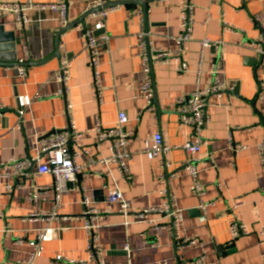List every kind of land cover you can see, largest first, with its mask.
I'll return each instance as SVG.
<instances>
[{"label":"crops","instance_id":"obj_1","mask_svg":"<svg viewBox=\"0 0 264 264\" xmlns=\"http://www.w3.org/2000/svg\"><path fill=\"white\" fill-rule=\"evenodd\" d=\"M34 1L38 5H66L69 23L80 20L93 2ZM191 3L193 39L181 51L188 71L180 73L175 65L151 61L152 112L146 110L140 94L144 74L137 57V34L140 30L147 33L150 50L178 49V0L122 4L108 15L105 29L94 32L95 36H109L99 49L101 101L92 86L93 72L78 28H91L89 17L68 27L57 41L64 28L59 11L34 8L27 11L25 20H17L12 13H0V104L5 107L0 112V164L37 157L39 139L60 131L70 136L71 123L83 134L80 141L69 143L78 154L81 173L75 183L69 184L57 207L55 178L39 174L38 162H33L24 174L15 175L7 168L8 175L0 177V264H60L54 262L57 255L96 264L90 261L83 228L84 195L93 209L105 211L98 223L106 264H180L203 253L205 264H264V237L260 235L264 230V165L258 150L264 142V98L259 97L264 54L253 47L262 35L254 18L258 15L264 19V0ZM138 11H142V20L136 15ZM224 21L235 30H224ZM206 38L224 42L222 60L213 48L202 50L201 42ZM62 55L72 63L66 96L57 95L61 83L56 75ZM21 60L28 70L24 78L17 70ZM217 63V77L227 91L221 98L207 97L208 121L202 133L207 145L202 149L199 166L207 194L202 200L194 190L192 176L181 169L191 158L183 146L192 137V130L180 122L176 101L197 85L202 89L211 86ZM25 99L32 102L20 119ZM120 112L128 116L124 128L132 133L125 147L128 176L121 174L118 165L101 162L111 156V142L101 146L95 143L97 122L114 128ZM156 132L163 133L165 142L173 147L165 163L161 158L149 159L143 151ZM172 172L176 177L170 176ZM115 188L132 203L134 211L162 206L170 195L174 208L180 209L184 218L178 235L165 228L155 230L140 221L124 225L118 204L107 200ZM202 201L213 203L205 223L199 220ZM54 208L56 217H30L33 213L51 214ZM151 217L162 226L172 222L158 214ZM234 220L246 224L250 234L233 239L230 225ZM48 227L55 231L52 240L45 242L42 254L29 262L34 251L29 242ZM187 238L197 243L179 248L177 241ZM154 242L159 246H150Z\"/></svg>","mask_w":264,"mask_h":264},{"label":"built area","instance_id":"obj_2","mask_svg":"<svg viewBox=\"0 0 264 264\" xmlns=\"http://www.w3.org/2000/svg\"><path fill=\"white\" fill-rule=\"evenodd\" d=\"M117 0H93L88 5L84 13L89 10L100 8L90 14L88 17L91 21V28L86 26H79L81 32V38L83 41V49L87 54L88 66L93 72L92 86L96 91V97L99 101L102 100L103 93V79L100 74V58L99 49L105 43L109 41V36L104 34L101 36H95L94 32L104 30L105 23L108 15L115 10L121 8L120 5L109 6L104 8L106 4L115 2ZM168 1V0H167ZM179 15H180V29L181 33L177 38L178 49L174 51H165L158 49H149V43L147 41V33L143 30L137 34V46L139 52L137 57L142 66L143 79L140 86V94L145 99L146 110L152 112L154 110L153 100L154 92L152 88V81L150 78V66L151 61L175 65L180 73L188 71V64L181 58L182 47L186 42L193 39V5L191 0H178ZM34 8L50 9L52 11L61 12L62 27H65L68 23L66 19V5L63 4H42L38 5L34 0H14L5 1L0 0V13H12L17 20H25L28 10ZM136 15L142 20V11H138ZM255 24L260 29L262 35L253 44L255 51L261 55L264 54V19L260 16H255ZM224 30H235L233 26L224 21ZM202 50L207 48H213L216 51V55L219 60H222L224 54V42L222 40H210L208 38L201 42ZM24 61H20L18 66V75L24 78L27 75V68L23 65ZM72 63L67 55H62L60 58V67L57 72V80L61 83V87L57 92L59 96H66L69 91L68 83L71 78ZM219 70L218 63L215 65L213 73H215L214 83L202 89L199 85L189 94H184L176 101V107L179 114V120L182 124L188 126L192 130V137L184 144L183 148L191 156L190 160L181 165V169L185 170L194 181V190L198 197L202 200L207 194L206 187L200 180V163L202 162L201 154L202 149L207 145V141L202 136L205 129V125L208 121V107L207 97L210 95H216L221 98L225 95L227 88L223 82L217 77ZM259 97L264 98V77L259 82ZM31 100L25 99L23 108L20 109L19 115L22 119L25 110L30 106ZM71 108V105L68 104ZM5 107L0 104V112ZM129 121L128 116L124 112L119 113L117 126L114 128H105L101 122L96 124V137L95 143L99 146L103 145L107 141H110L111 156L101 159V162L109 165L116 164L119 166L120 172L123 176L129 175V170L126 165V159L128 157L125 147L128 140L132 137V133L127 132L124 128L125 124ZM71 135L68 136L65 131L56 132L52 135L45 136L38 141V156L31 158V160L13 159L8 163L0 164V177L7 176V168L13 170V174L21 175L29 169L33 162H38L39 174H52L55 178L54 190L56 207L61 200V196L64 192L69 190V184L77 181L78 175L81 173V167L77 164L78 154L70 149L69 143L71 140L80 141L83 139V134L77 131L71 123L70 126ZM80 147L82 145H79ZM173 149L172 146L165 142L163 133L156 132L153 135L152 140H149L145 144L144 152L149 159L161 158L164 162L165 157ZM259 154L264 165V142L258 146ZM42 157V159H41ZM165 163V162H164ZM166 166V164H165ZM170 176L176 177V172L170 173ZM167 194V191L163 192ZM107 200L110 203H116L119 206V212L124 218V225H129L134 221L145 222L151 225L155 230L160 228L167 229L171 234L178 235V230L183 223L182 211L178 208H174V200L169 195L167 201L159 207H150L142 211H134L132 203L123 195L120 189L115 188L108 193ZM82 205L84 207V226L87 234L88 251L90 261L96 264H106L105 258L102 254V246L100 242L99 230L100 225L98 220L105 211L101 212L91 207L90 199L84 195L82 198ZM213 206L212 202L202 201L200 205L201 217L200 222L205 223L207 221V214L210 207ZM239 206V205H237ZM154 214L162 215L171 219V224L167 226L160 225L151 216ZM56 217L58 216L57 208L50 213H33L31 218L37 217ZM231 236L236 239L241 236L250 234V230L246 224L238 220H234L230 225ZM53 228H46L40 231L35 241H30L29 245L33 248V253L29 258V262H32L35 257L40 256L43 252V244L52 240ZM260 235L264 237V230L260 232ZM178 239V237H176ZM197 242L194 239H185L180 242L177 241L179 248L186 246H193ZM150 246H159L158 242L151 243ZM125 250L130 251L126 246ZM55 263L60 264H89L85 261L69 260L63 255H57L54 259ZM206 254L203 253L199 257L185 261L180 264H205ZM19 264H25L19 262ZM156 264H171L167 261H159Z\"/></svg>","mask_w":264,"mask_h":264},{"label":"water","instance_id":"obj_3","mask_svg":"<svg viewBox=\"0 0 264 264\" xmlns=\"http://www.w3.org/2000/svg\"><path fill=\"white\" fill-rule=\"evenodd\" d=\"M148 0H139V1H130V0H117L115 2H112V3H109V4H106L104 6V8H107L109 6H115V5H122V4H130V3H134V2H138V3H142V4H145L147 3ZM97 10H100V8H95V9H92V10H89L88 12L82 14V17L80 18V20H77L76 22H73V23H69V20L67 18V8H66V19L68 21L67 25L58 33V39L57 41L59 40V36L68 28V27H73V26H76V25H79L80 22H82L86 17H88L90 14H92L93 12L97 11ZM70 131V129L68 130ZM56 133V132H55Z\"/></svg>","mask_w":264,"mask_h":264}]
</instances>
